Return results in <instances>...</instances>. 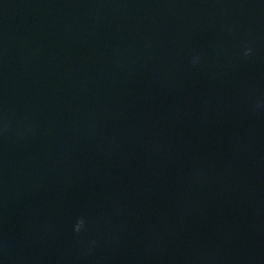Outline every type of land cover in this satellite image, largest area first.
I'll list each match as a JSON object with an SVG mask.
<instances>
[{
	"label": "water",
	"instance_id": "obj_1",
	"mask_svg": "<svg viewBox=\"0 0 264 264\" xmlns=\"http://www.w3.org/2000/svg\"><path fill=\"white\" fill-rule=\"evenodd\" d=\"M0 264H264V0H0Z\"/></svg>",
	"mask_w": 264,
	"mask_h": 264
},
{
	"label": "clouds",
	"instance_id": "obj_2",
	"mask_svg": "<svg viewBox=\"0 0 264 264\" xmlns=\"http://www.w3.org/2000/svg\"><path fill=\"white\" fill-rule=\"evenodd\" d=\"M81 223H82V221H81ZM77 230H79V225L77 226Z\"/></svg>",
	"mask_w": 264,
	"mask_h": 264
}]
</instances>
